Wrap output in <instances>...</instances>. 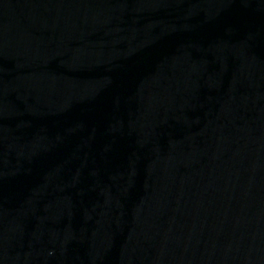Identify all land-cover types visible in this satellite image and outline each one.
I'll return each mask as SVG.
<instances>
[{
	"label": "water",
	"instance_id": "water-1",
	"mask_svg": "<svg viewBox=\"0 0 264 264\" xmlns=\"http://www.w3.org/2000/svg\"><path fill=\"white\" fill-rule=\"evenodd\" d=\"M0 264H264V0H0Z\"/></svg>",
	"mask_w": 264,
	"mask_h": 264
}]
</instances>
